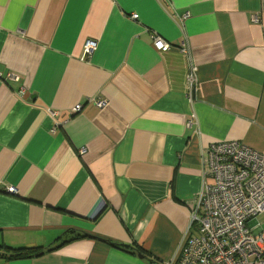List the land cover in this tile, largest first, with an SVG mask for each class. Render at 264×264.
<instances>
[{
  "label": "crops",
  "instance_id": "obj_1",
  "mask_svg": "<svg viewBox=\"0 0 264 264\" xmlns=\"http://www.w3.org/2000/svg\"><path fill=\"white\" fill-rule=\"evenodd\" d=\"M218 141L264 154V0H0V245L46 249L0 264H169Z\"/></svg>",
  "mask_w": 264,
  "mask_h": 264
},
{
  "label": "built area",
  "instance_id": "obj_2",
  "mask_svg": "<svg viewBox=\"0 0 264 264\" xmlns=\"http://www.w3.org/2000/svg\"><path fill=\"white\" fill-rule=\"evenodd\" d=\"M96 46V41H86L83 54H92ZM152 46L159 52L170 49L157 35ZM181 51L189 52L185 41ZM103 105L97 102V107ZM73 109L80 112L81 106ZM202 170L189 230L169 264H264V228L257 221L264 216V154L237 141L212 142L202 153Z\"/></svg>",
  "mask_w": 264,
  "mask_h": 264
},
{
  "label": "trees",
  "instance_id": "obj_3",
  "mask_svg": "<svg viewBox=\"0 0 264 264\" xmlns=\"http://www.w3.org/2000/svg\"><path fill=\"white\" fill-rule=\"evenodd\" d=\"M71 240H73V239H71ZM67 242L68 241H66L65 238H62V237L58 238L55 242H53L50 250L55 249L56 247H60ZM113 245H115V244H113ZM45 251H46V249L42 248V247L13 249L9 246L0 245V258H2L4 260L30 259V258L37 257V256L43 254ZM137 252H139V254L144 255L146 258H148L149 261L150 260L152 261V259H150V256L145 251H143L142 249H140V248L137 249Z\"/></svg>",
  "mask_w": 264,
  "mask_h": 264
},
{
  "label": "rangeland",
  "instance_id": "obj_4",
  "mask_svg": "<svg viewBox=\"0 0 264 264\" xmlns=\"http://www.w3.org/2000/svg\"><path fill=\"white\" fill-rule=\"evenodd\" d=\"M257 221L263 225L264 228V216L257 217ZM192 231H195V228H192Z\"/></svg>",
  "mask_w": 264,
  "mask_h": 264
},
{
  "label": "water",
  "instance_id": "obj_5",
  "mask_svg": "<svg viewBox=\"0 0 264 264\" xmlns=\"http://www.w3.org/2000/svg\"><path fill=\"white\" fill-rule=\"evenodd\" d=\"M139 257L143 258V256L141 254H139Z\"/></svg>",
  "mask_w": 264,
  "mask_h": 264
}]
</instances>
